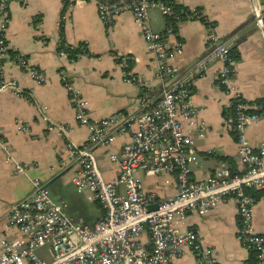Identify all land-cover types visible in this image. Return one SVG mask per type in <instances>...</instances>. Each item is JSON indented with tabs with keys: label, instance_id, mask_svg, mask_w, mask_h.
I'll list each match as a JSON object with an SVG mask.
<instances>
[{
	"label": "crops",
	"instance_id": "1",
	"mask_svg": "<svg viewBox=\"0 0 264 264\" xmlns=\"http://www.w3.org/2000/svg\"><path fill=\"white\" fill-rule=\"evenodd\" d=\"M10 0L6 40L10 56L23 55L30 66L45 73L44 83L35 81L27 70L8 60L4 65L5 88L0 89V127L10 159L0 143V235L17 237L7 229V218L13 204L27 198L32 191V179L39 178L53 200H63L66 212L73 220L81 219L91 226L102 215L101 206L88 199V192H77L72 177L78 163L66 159L68 144L80 145L89 137L87 126L75 118V103L61 81L63 70L72 87L87 102L89 115L102 118L115 111L136 114L143 95L156 99L179 75L195 67L209 50L205 22L182 20L176 23L175 38L183 43V52L171 58L175 72L158 69L155 57L147 50L145 40L130 12L117 15L105 25L98 14L96 0ZM181 8H200L213 23L216 34L234 47L238 59L232 61L233 83L251 109L264 102V30L252 16V0H175ZM156 10H151V26L164 31L166 22ZM60 24L68 44L85 42L89 54L75 60L57 52ZM12 52V53H11ZM120 56H129L136 81L125 80ZM222 64L208 60L202 74L194 78L192 100L199 107L197 123L204 135L196 143L197 162L191 167V177L202 179L225 161L231 170L245 167L237 154L233 129L223 121L228 96L217 84ZM17 122L26 125L19 130ZM130 133L116 135L107 147H96L97 164L104 179L114 178L119 171L109 154H119ZM246 138L254 147L264 142V117L249 126ZM25 164L23 174L14 172L15 163ZM136 177L148 192L165 199L174 192V182L165 184L160 177L147 176L138 170ZM181 230H193L204 246L211 247L219 264H245L251 257L236 238L238 230L237 204L225 197L210 211L199 214L188 211L176 217ZM254 229L264 235V193L255 198ZM142 242L150 246L148 232ZM38 254L51 259L47 247ZM191 250L174 264H195Z\"/></svg>",
	"mask_w": 264,
	"mask_h": 264
},
{
	"label": "built area",
	"instance_id": "2",
	"mask_svg": "<svg viewBox=\"0 0 264 264\" xmlns=\"http://www.w3.org/2000/svg\"><path fill=\"white\" fill-rule=\"evenodd\" d=\"M9 2L0 0V89L7 85L4 65L8 60L27 70L38 83H44L45 73L30 66L23 55L10 56L6 40ZM175 5V0L98 2L99 17L107 26L123 12L132 14L147 50L162 72H175L170 60L183 52V43L175 38V24L181 18L204 20L209 50L195 67L174 78L160 97L143 95L136 114L115 111L102 118H92L87 102L72 87L66 73L59 72L75 103L76 121L89 129L85 142L68 144L66 159L79 166L71 181L78 192L87 191L88 199L101 206L102 215L91 226L81 219L73 220L66 212L65 202L53 200L46 185L39 178H33L30 195L10 208L7 229L19 236L0 235V264H174L186 250L193 252L195 264H219L213 249L204 246L195 231L181 230L176 217L188 211L204 214L225 197L236 200L237 240L254 252L257 264H264V235L254 229L255 197L248 192L264 189V142L254 147L246 138L248 127L264 117V102L257 109H251L235 86L229 42L219 38L202 10L188 8L181 15ZM151 10L158 11L165 19L164 31L151 26ZM252 16L264 30V0H252ZM119 58L125 80L136 81L129 56ZM208 60L222 64L216 80L228 96L223 121L233 129L237 154L245 167L233 171L221 161L213 173L194 180L191 166L197 162L196 143L204 133L197 123L200 109L192 100V83L202 74ZM17 128L26 130V125L17 122ZM126 133H130V139L122 145L120 153L109 154L111 161L118 162V174L106 180L98 168L95 149L109 146L116 135ZM0 143L6 158L10 159L1 127ZM26 170L25 164L15 163V173L23 174ZM138 170L147 176L161 177L165 184L173 181V194L161 199L148 192L136 177ZM151 204L157 207L150 210ZM145 231L150 237L149 247L141 240ZM44 247L50 251V260L38 254V249Z\"/></svg>",
	"mask_w": 264,
	"mask_h": 264
},
{
	"label": "trees",
	"instance_id": "3",
	"mask_svg": "<svg viewBox=\"0 0 264 264\" xmlns=\"http://www.w3.org/2000/svg\"><path fill=\"white\" fill-rule=\"evenodd\" d=\"M96 1L102 2V3H111L117 0H96ZM69 3H71L69 0H63L64 7L67 6ZM175 7L180 12L181 15H183L184 11L188 10V8L179 7L178 4H176ZM182 20H185V19L181 18V21ZM201 21L204 22L203 19H201ZM61 51H63L68 56V58L71 60H75L80 55L90 53L89 50L87 49V44L85 42H79L77 45H74V46L71 44H68L64 39L62 25L60 24L59 43L57 46V52L60 53ZM230 52H231L230 56H231L232 61L238 59L239 53L234 47L230 48ZM117 59H120V58H117ZM130 65H131V62L129 61V66ZM248 192H250L255 198H258L262 193H264V189L248 190ZM245 264H257V258L254 252H251V257L245 262Z\"/></svg>",
	"mask_w": 264,
	"mask_h": 264
},
{
	"label": "water",
	"instance_id": "4",
	"mask_svg": "<svg viewBox=\"0 0 264 264\" xmlns=\"http://www.w3.org/2000/svg\"><path fill=\"white\" fill-rule=\"evenodd\" d=\"M156 207H157L156 204H151V205L148 206V208H149L150 210L155 209Z\"/></svg>",
	"mask_w": 264,
	"mask_h": 264
},
{
	"label": "rangeland",
	"instance_id": "5",
	"mask_svg": "<svg viewBox=\"0 0 264 264\" xmlns=\"http://www.w3.org/2000/svg\"><path fill=\"white\" fill-rule=\"evenodd\" d=\"M160 16H161V14L159 13V12H157ZM135 174L136 175H139V171H135ZM74 189L76 190V188L74 187ZM77 191V190H76ZM78 192V191H77ZM81 193V192H80Z\"/></svg>",
	"mask_w": 264,
	"mask_h": 264
}]
</instances>
